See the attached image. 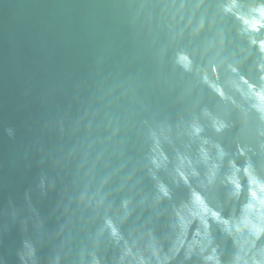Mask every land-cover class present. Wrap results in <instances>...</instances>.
<instances>
[{
	"label": "water",
	"instance_id": "obj_1",
	"mask_svg": "<svg viewBox=\"0 0 264 264\" xmlns=\"http://www.w3.org/2000/svg\"><path fill=\"white\" fill-rule=\"evenodd\" d=\"M0 264H264V0H0Z\"/></svg>",
	"mask_w": 264,
	"mask_h": 264
}]
</instances>
